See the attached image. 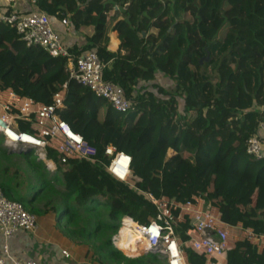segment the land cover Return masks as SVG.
<instances>
[{
  "label": "trees",
  "instance_id": "16d2710c",
  "mask_svg": "<svg viewBox=\"0 0 264 264\" xmlns=\"http://www.w3.org/2000/svg\"><path fill=\"white\" fill-rule=\"evenodd\" d=\"M35 2L51 21L69 20L72 31L85 40L81 47L71 46L70 53L95 50L104 65L103 79L119 85L128 97L135 92V105L125 113L115 111L68 78L66 58L27 47L3 23L0 90L50 104L66 85L60 118L95 147L101 163L107 145L129 155L135 189L113 179L101 164L70 161L64 166L51 154L54 174L35 159H26V173L32 177L28 188L37 193L52 189L61 177L58 207L47 202L42 212L32 209L34 200L19 195V185L13 183L19 169L7 175L14 161L0 165L4 195L33 214L56 213L63 236L89 246L99 264H141L125 258L111 239L123 218L143 224L156 215L144 194L182 205L200 198L218 210L222 223L264 235V159L246 155L249 138L264 123V0ZM114 31L120 37L116 53L108 50ZM158 76L173 82L171 91L140 87L156 85ZM19 126L28 130L23 122ZM10 156L0 148V159L13 160ZM183 227L178 224L176 230L185 242ZM185 253L189 264H206L190 249ZM227 264H264V249L259 252L240 239L227 251Z\"/></svg>",
  "mask_w": 264,
  "mask_h": 264
},
{
  "label": "built area",
  "instance_id": "2783aa9c",
  "mask_svg": "<svg viewBox=\"0 0 264 264\" xmlns=\"http://www.w3.org/2000/svg\"><path fill=\"white\" fill-rule=\"evenodd\" d=\"M21 0H0V23L12 26L20 40L27 47L37 46L51 58L67 59L68 78L88 89L95 96L104 99L115 111L125 113L135 105V92L126 96L117 84L103 79L104 65L95 50H87L75 56L70 53L63 37L55 30L51 19L36 7L35 0H28L29 9L21 10ZM64 35L73 31L67 18L59 20ZM66 85L55 93L50 104H42L30 98L20 97L11 90H0V140L8 151L31 153L37 162L44 164L50 174L56 172L55 155L61 165L70 161H84L101 164L115 180L135 189L131 178V157L112 145L104 148L106 162L97 159V150L81 135L71 130L60 118L64 108ZM20 122L28 126L20 129ZM246 155L264 159V123L249 140ZM156 209V215L143 224L130 218H123L112 236L113 247L126 257L132 258L147 253L156 254L164 264H189L185 248L206 259V264H227V251L239 239H245L256 247L264 245V237L256 236L251 230L243 231L241 225L229 226L221 222L218 210L205 205L200 198L184 205L170 202L166 197L155 198L144 194ZM179 210L175 217L173 212ZM184 224L181 232L188 237L183 242L176 228ZM127 225L131 241L121 233ZM38 229L37 216L16 200L7 198L0 189V235L7 242L17 233L34 234ZM152 250V251H151ZM65 258L69 257L63 252ZM0 264H39L35 260L14 261L5 243L1 248Z\"/></svg>",
  "mask_w": 264,
  "mask_h": 264
},
{
  "label": "crops",
  "instance_id": "0c3cea01",
  "mask_svg": "<svg viewBox=\"0 0 264 264\" xmlns=\"http://www.w3.org/2000/svg\"><path fill=\"white\" fill-rule=\"evenodd\" d=\"M18 8L28 10L30 8L28 0H21ZM52 24L68 46L76 45L81 47L85 45V40L75 32L70 35H64V29L59 24V20H52ZM115 32L111 33L108 45V50L114 53L118 51L120 44V37L117 40ZM261 110H264V107ZM50 216L48 213L37 215L38 229L34 234L17 233L7 242L0 235V253L2 246L6 243L10 257L18 262L35 260L39 264H99L92 259V253L88 254L89 248L87 246L77 245L63 236L56 228V215H53L54 219L52 221ZM257 248L260 252L264 249V245H259ZM63 252H67L69 257L65 258Z\"/></svg>",
  "mask_w": 264,
  "mask_h": 264
},
{
  "label": "rangeland",
  "instance_id": "374dc122",
  "mask_svg": "<svg viewBox=\"0 0 264 264\" xmlns=\"http://www.w3.org/2000/svg\"><path fill=\"white\" fill-rule=\"evenodd\" d=\"M151 32L153 34H156L155 30H152ZM112 44H113V40H112ZM112 44H111V46H112ZM154 83L156 85L141 84L140 87L152 90L153 92H156V90H157L155 86H160L165 91H171L172 87H173V84H172L173 82L170 81L168 78H165L163 76H158V79H156ZM0 148L5 149L1 145V143H0ZM5 150L7 151L8 154L11 155L10 157L13 160H7V158L6 159L1 158L0 159V165L10 166L12 164V162L14 161V166L13 165L10 166L9 173L7 175L12 177L13 172L16 169H19V174L17 176L13 177V183H18L19 195L24 196L26 199L30 198V200H34L32 205H31L32 209H35V210L42 212L45 208H47V205H46L47 202H50L49 207H51L52 205L58 207L59 203H60V198H59L58 193H59V191L62 190L61 177L58 176L59 181L52 183V186H53L52 189L51 188H45L44 190H41L38 193L36 191L30 190L28 188V184H29V182H31L32 177H31V175L28 174L29 172L26 173V169L28 170V168H27L28 160L33 161L34 157L31 155V153L25 152V151L10 152L7 149H5ZM172 155H173V152L169 151L168 156L171 157ZM26 159H28V160H26ZM15 161L17 162L18 166H15ZM48 214L51 215L50 220L52 221V219H54L53 218L54 213L48 212ZM35 215L37 216V214H35ZM55 215H57V214L55 213ZM62 224H63V222H61L59 226L56 224V228L60 231L61 234H62V231H61ZM88 248H89L88 254L93 253V251L91 250V248L89 246H88ZM123 256L127 259H139L141 264H164L160 261L159 257H157L156 254H153V253H147V254H144L142 256H136V257H132V258L126 257L125 255H123ZM105 264H128V263L125 261H120V262L110 261L109 262L107 260V261H105Z\"/></svg>",
  "mask_w": 264,
  "mask_h": 264
},
{
  "label": "bare ground",
  "instance_id": "6f19581e",
  "mask_svg": "<svg viewBox=\"0 0 264 264\" xmlns=\"http://www.w3.org/2000/svg\"><path fill=\"white\" fill-rule=\"evenodd\" d=\"M128 228H126V229L123 230L124 238L125 239H128V240H131V241H135L136 238H134L133 236H131V233L129 232V229Z\"/></svg>",
  "mask_w": 264,
  "mask_h": 264
},
{
  "label": "water",
  "instance_id": "95a60500",
  "mask_svg": "<svg viewBox=\"0 0 264 264\" xmlns=\"http://www.w3.org/2000/svg\"><path fill=\"white\" fill-rule=\"evenodd\" d=\"M206 60H207V58H206ZM202 63V61H200V64ZM10 152H12V151H10ZM152 251V250H151Z\"/></svg>",
  "mask_w": 264,
  "mask_h": 264
}]
</instances>
